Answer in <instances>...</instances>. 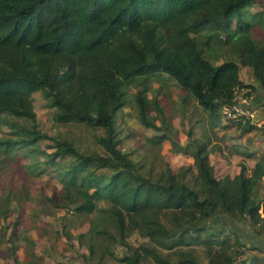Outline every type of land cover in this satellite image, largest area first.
<instances>
[{
    "label": "trees",
    "instance_id": "1",
    "mask_svg": "<svg viewBox=\"0 0 264 264\" xmlns=\"http://www.w3.org/2000/svg\"><path fill=\"white\" fill-rule=\"evenodd\" d=\"M254 5L264 0H0V122L11 117L21 135L0 144L36 152L51 140L45 169L59 188L48 199L88 223L75 235L82 264H252L248 239L264 238V154L245 153L257 154L252 167L240 163L233 176H216L206 143L190 152V165L146 166L120 148L117 116L122 86L137 80L138 121L159 132V143L170 137L150 90L158 77L175 81L209 118H219L237 87L264 92V42L253 35L264 14ZM241 66L256 85L240 79ZM35 92L55 122L91 129L100 150L42 133ZM227 120L224 130L241 136L264 128L245 116ZM132 233L144 242L130 244Z\"/></svg>",
    "mask_w": 264,
    "mask_h": 264
},
{
    "label": "rangeland",
    "instance_id": "2",
    "mask_svg": "<svg viewBox=\"0 0 264 264\" xmlns=\"http://www.w3.org/2000/svg\"><path fill=\"white\" fill-rule=\"evenodd\" d=\"M249 10L255 13L262 11L264 14V8L255 5ZM253 35L264 42V24H255ZM239 75L244 83L257 84L248 67L241 66ZM136 81L122 86L124 106L117 116L120 148L128 151L132 160L158 169L166 161L175 170L180 166L192 164L190 152L197 144L206 143L215 174L222 177L236 174L240 163H245L251 168L257 154L254 158L245 153L252 149L264 154V128L253 129L242 136L237 130H224L223 125L229 120L222 112L219 118H209L208 111L199 106L188 92L169 77H158L150 86V90L158 92L159 104L166 112L165 124L168 125L167 134L170 137V140L155 142L153 135L159 132L144 128L137 118L133 100ZM150 90L147 93L148 99L154 96V92ZM249 96L254 113L251 122L256 127H264V92L257 88L251 91ZM33 109L38 129L42 133L54 137L65 135L77 145L84 146L83 148L94 147L100 150V146L94 142L91 129L55 122L53 108L40 92L33 94ZM153 114L154 112H151V115ZM4 120L0 122V143L19 139L21 135L8 122L12 121V118L8 117L7 120L4 117ZM50 144L51 140L42 138L36 145L39 149L36 152L16 146L4 150L3 144H0V264H82L78 254L84 247L77 248L75 235L85 233L89 225L86 220L71 211L56 209L48 199L51 193L59 188V182L45 169L48 165L45 163L43 152L51 151L48 148ZM177 146L184 148L180 150ZM98 206L105 208V201H100ZM64 231L72 236L67 241L62 234ZM128 241L137 246L143 243L144 239L137 233H132ZM69 242H74L75 245L72 246ZM196 248L201 250L199 246ZM116 251L117 255H120L123 250L119 247ZM110 264H113V261ZM202 264L206 262L203 261Z\"/></svg>",
    "mask_w": 264,
    "mask_h": 264
},
{
    "label": "built area",
    "instance_id": "3",
    "mask_svg": "<svg viewBox=\"0 0 264 264\" xmlns=\"http://www.w3.org/2000/svg\"><path fill=\"white\" fill-rule=\"evenodd\" d=\"M250 92L249 87H237L234 92V97L228 106H224L221 112L227 118H238L240 116L253 117V107L251 105L250 96L247 95Z\"/></svg>",
    "mask_w": 264,
    "mask_h": 264
},
{
    "label": "crops",
    "instance_id": "4",
    "mask_svg": "<svg viewBox=\"0 0 264 264\" xmlns=\"http://www.w3.org/2000/svg\"><path fill=\"white\" fill-rule=\"evenodd\" d=\"M248 241L252 242L251 245L256 248L253 251L246 252L248 261H250L252 264H264V238H251L248 239Z\"/></svg>",
    "mask_w": 264,
    "mask_h": 264
}]
</instances>
